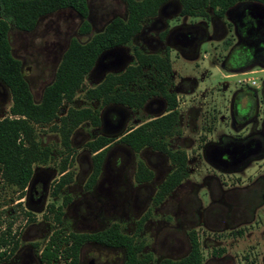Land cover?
<instances>
[{"label":"rangeland","instance_id":"obj_1","mask_svg":"<svg viewBox=\"0 0 264 264\" xmlns=\"http://www.w3.org/2000/svg\"><path fill=\"white\" fill-rule=\"evenodd\" d=\"M88 2L95 31L101 29L111 18L123 17L126 14L123 0ZM179 23L204 26L201 20L192 18H175L171 25ZM80 25L81 19L70 10L58 12L42 20L30 33H22L10 24L11 50L16 59L24 62V76L35 101L40 100L43 88L53 80L68 41L72 37H77L80 41L87 39L86 36L78 35ZM205 29L206 35L200 41L195 56L183 58L176 52L171 54L173 82L177 85L183 78L194 81L178 94L181 113L179 130L182 136L180 139L172 140L173 146H178L187 153L188 179L162 209L153 213L141 237L146 241L145 251L152 253L155 259L170 257L177 260L185 256L189 250L187 233L194 230L200 242L203 264H264V153L250 155V159L240 160L230 166L222 163L221 169L218 166L213 167L212 162L208 161L210 152L208 145H216L222 138L223 141L228 139L226 137L240 142L251 129H260L259 124L245 122L239 117L237 124L233 126L231 114L232 110L236 114L238 110L245 111L247 105H250L247 117L253 115L254 106L249 95L248 88L251 87L248 83L255 80L257 87L253 89L259 92L257 89L264 82V68L249 69L251 71L247 72L252 73L246 75L233 73L237 72L248 55L236 50L231 61L226 62L231 46H226L225 43L229 41V45L235 44L232 34L229 32L226 35L219 32L212 34L211 26H206ZM29 67L30 72L26 74ZM238 81L243 82L238 84ZM94 82L90 79L85 80L71 105L72 108L98 109V104L92 105L83 98L84 92L93 86ZM11 105L9 91L0 83V119L9 116ZM67 108V104L63 105L59 114L66 113ZM240 114L244 116L246 113ZM132 119L128 125L132 123ZM36 130L44 144L57 149L49 165L50 168H55L59 162L57 148L59 139L57 135L48 132L53 131L49 125L37 126ZM77 131L79 132L74 145L81 147L85 141L84 136L90 140L91 131L96 130L85 124ZM205 146L207 148H204ZM234 146L231 148L233 156L235 157V152L239 153L238 157L241 159L242 145L238 148ZM80 154L81 151L76 152L72 163L76 174L83 170L79 164L83 165L84 162L78 161ZM211 154L215 155V151H211ZM145 157L152 161L151 155L146 154ZM85 158L89 160L90 156L86 153ZM51 186L46 189L48 197L45 203L38 202L34 204L35 206L44 209V204L46 207L52 203L49 194ZM0 187V229L8 221L14 222L13 229L21 241L22 252L31 250L29 246L31 243L44 244L53 231V221L44 220L43 214L36 213V222L29 224L23 214L25 209L23 202H16L19 198L17 192L11 188ZM80 189V186L73 185L69 191L73 200L78 201L64 221L66 232L89 230L88 227L81 226V219L77 217L80 210L86 211L85 204L79 200ZM55 201L60 205L62 200L58 198ZM139 217H132L126 208V214H121V219L114 217L109 223L118 222L123 228H128L129 233H133L134 222ZM74 222L76 223L72 226ZM96 252L94 248L85 247L83 259L85 256L93 257ZM31 254L36 255L34 251ZM112 256L121 257L119 254H110L109 258Z\"/></svg>","mask_w":264,"mask_h":264},{"label":"flooded vegetation","instance_id":"obj_2","mask_svg":"<svg viewBox=\"0 0 264 264\" xmlns=\"http://www.w3.org/2000/svg\"><path fill=\"white\" fill-rule=\"evenodd\" d=\"M88 1L89 0H86L87 15L85 17L80 16L71 8H66L40 17L34 28L30 31H22L15 28L13 24L11 25L22 33H30L37 28L38 24L42 20H45L58 12L70 10L76 13V15L81 19L78 35L80 37L86 36L87 39L85 41H80L77 37H72L68 41L56 67V73L62 56L72 40H76L82 44L89 42L94 35L103 32L112 20L127 19V5L123 0L126 10L125 16L113 17L106 22L101 29L95 31V24L91 22ZM181 11L182 7L179 0H167L158 8L154 17L146 18L141 22L139 32L130 40L129 44L105 49L98 55L92 69L84 78L78 92L82 89L86 79L95 81L94 85L84 92L83 98L92 105L98 104V109L91 107L80 109H91L92 111H96L98 113L100 124L98 127L91 126L89 122L80 124L69 137L70 151H67L63 146L61 137L57 131H48L49 133L57 135L59 139L57 143V148H59V162L55 168H50L49 165L52 163L57 149H53V147L49 144H44L40 140L39 133L37 131V140L40 146L48 147L52 151V156L48 162L45 164H35L32 167L31 177L23 190L8 186L0 178V186L14 189L17 192V196H19V198L16 202H23L25 206L23 214L27 218L26 221L29 224L36 222V213L43 214L44 220L51 219L54 223L52 229L53 231L44 244L31 243L29 245L31 250L29 249L27 252H22L21 241L17 232L13 229L14 222L8 221L4 227H1L0 229V235L8 233L10 238H12L10 239L7 248L0 249V252H6L9 256V258L2 264H45L41 260L42 252L50 238L56 232H61L65 236L70 234L93 235L107 231L112 225H117L123 235L133 238L136 243L142 244L143 255L151 256V261L148 264H160L165 259L174 260L170 257L155 259L152 253H147L145 251L146 241L141 237V234L145 229V225L149 222L153 213L162 209L168 200L173 196L175 191L188 179L187 172V178L176 189L170 192L159 204L154 203L159 187L169 175L174 173L176 169V165L171 160L170 154L175 152H184L186 155V170L188 168V156L186 151L178 146H173L172 140L180 139L182 136V132L179 130V125L181 124V113L179 111L178 94L185 88L187 89V87L192 85L194 81L190 78H183L177 85L173 82L174 72L171 54L172 52H176L183 58L195 56L197 54L200 41L203 36L206 35V26H211L212 34L219 32V34L226 35V33L229 32L235 39V44L229 45L231 46V49H229L226 62L229 60L231 61L236 50H241L248 56L246 57L247 60L243 62L237 70H252L255 67L264 68V6L262 4L255 1L237 2L225 11L222 18L215 15L211 10H209V18L182 16ZM175 18L198 19L203 22L202 24H204V26L200 24L189 25L184 23L171 25V22ZM85 22L89 26V31L88 33L82 34L80 33V29ZM136 52L143 56H155L161 59L168 58L170 66L169 71L166 72L163 65L160 64H140L136 57ZM11 55L14 59H16L12 50ZM16 60L20 63L23 78L32 94L30 85L24 76V62H20L18 59ZM226 62L223 63V66L226 65ZM131 68H135L136 71L135 82H128L124 88L117 86L115 88V92L121 91L137 95L138 100L142 101L139 108L132 109L126 105L113 102L103 104L102 100H89L85 97L88 91L94 90L100 86L109 75L120 76ZM29 72L30 67L26 69L25 73L28 74ZM53 80L43 88L39 101H35L32 94L34 102L39 103L41 101L44 89L50 85ZM161 85L163 88H160ZM254 89L248 88L249 95L254 106L253 115L251 117H247L251 108L250 105H247V109L245 111L238 110L237 114L234 110H232L231 123L235 126L237 124V120L240 118L245 122L259 124L260 129H251V131L244 135V137L240 140L241 143L239 141L229 139L230 137H226L228 139H225V141H223L224 139L222 138L218 144L208 145V148H210L208 161L212 162L211 165L213 167L218 166V168L220 167L221 169L222 163H226V166H230L232 164H237L240 160L246 158L247 160L250 159V155L260 152L264 153V82L257 89L259 92ZM78 92L76 93V96ZM164 94L167 96H174L176 108L173 111H168V102L164 97ZM72 104H67L68 108L66 113L58 114V117L63 118L66 116L68 110L72 108ZM72 109L80 110L75 108ZM174 111L178 113L177 125L174 128L172 135L165 139L167 152L149 147L142 148L136 152L120 142L124 136L133 130L151 121L161 119ZM242 112H245L246 114L243 116L240 114ZM131 119L133 121L130 125H128ZM85 124H88L96 131H91L90 135L92 138L90 140H87L86 136H84L85 138H82L85 140L83 145L81 147H77L74 145L75 137L79 132L77 130ZM99 137L112 139V141L102 150L97 152L99 153L104 150V157L95 183L91 187H88L89 179L91 178L94 170L93 157L97 153H91L87 144ZM239 145H242V151L240 154L241 159L238 157L239 153L236 154L235 152L234 157L232 151L233 146L238 148L240 147ZM204 148H207V146ZM213 150L215 151V155L211 154V151ZM78 151H81L78 161L80 160V163H82V161L84 163L83 165L79 164L83 170L76 174L73 171L72 163L74 162V156ZM86 153L90 156L89 160L86 158L84 159V154ZM146 154L151 155V162L145 157ZM222 156L225 157L222 158ZM140 166L146 171V177H149V179H137V173ZM63 167L65 170L61 172ZM63 178L65 180H69V182L61 187L55 194V189L61 183ZM50 185L52 186L49 194L53 201L46 207L44 204V209H40L39 206H35L34 204L42 201L45 203L46 198L48 197L46 189L50 187ZM73 185L80 186L81 188V197L79 200H82L81 203L85 204L86 211L81 212L80 210V214L77 215L76 213V215L81 219V226L84 225L85 227H88L89 230L86 231L72 230L66 232L64 228V221L67 215H69V212L75 207L76 202L78 201L73 200L72 195L69 193ZM58 198L62 200L60 205L55 203V200ZM126 208L129 209L132 217L135 218L140 216L134 222L135 229L133 233H129V229L123 228L118 222L109 223L111 218L115 217V219H121V214H126ZM58 214L60 216L57 220ZM75 223L76 222H74L72 226H74ZM93 226L97 227L94 228ZM14 243L17 244V247L14 252L11 253ZM88 246L94 248L97 252L93 257L85 256L83 259V250ZM33 251L36 254L35 256H32L31 254ZM189 252L190 242L189 250L186 255L177 260L186 257ZM110 254H119L121 257L112 256L110 259ZM125 260L126 254L123 248L108 247L95 242H86L78 251L77 264H125ZM51 264H63V261L59 258L58 262H52Z\"/></svg>","mask_w":264,"mask_h":264},{"label":"trees","instance_id":"obj_3","mask_svg":"<svg viewBox=\"0 0 264 264\" xmlns=\"http://www.w3.org/2000/svg\"><path fill=\"white\" fill-rule=\"evenodd\" d=\"M127 5V19H114L106 26L103 32L96 34L86 43L72 40L62 56L55 73L53 82L48 85L42 94L39 103L34 102L30 89L25 82L20 63L11 55L8 41L10 24L22 31H30L37 20L47 14L60 9L71 8L80 16L87 15L86 0H0V83L11 95L12 105L9 116L0 119V178L8 186L23 190L27 185L32 167L35 164H45L52 156L48 147H41L37 140V126L49 125L50 129L57 131L63 146L70 151L69 137L82 123L89 122L91 126L98 127L100 120L98 113L91 109L74 110L70 108L63 118L58 117L59 109L63 104H72L76 93L80 89L84 78L92 69L96 58L105 49L129 44L130 40L139 32L141 22L146 18L154 17L158 8L167 0H124ZM182 16L193 18H209V10L222 18L225 11L237 2L255 1L264 6V0H179ZM89 26L83 23L80 33H88ZM229 46V41L225 43ZM138 62L144 64L163 65L169 71L168 58L143 56L136 52ZM135 68L129 69L120 76L109 75L104 82L94 90L86 93L89 100H102L103 104L110 102L126 105L132 109L139 108L142 101L137 95L128 92H115V88H124L128 82H135ZM160 88H163L161 85ZM113 92V95H112ZM168 102V111L176 108L174 96L164 94ZM178 113L171 112L161 119L151 121L124 136L120 142L130 149L138 152L149 147L167 152L165 139L172 135L177 125ZM58 120V121H57ZM55 122H59L55 124ZM112 139L99 137L87 144L91 153H97L106 147ZM104 157V150L93 157L94 170L88 182L91 187L99 174ZM176 165L173 174L161 184L155 199L159 204L170 192L176 189L186 178V155L184 152L170 154ZM64 167L61 169L63 172ZM138 180H147L143 167L137 173ZM69 180L62 179L56 187L55 194ZM59 214L57 220L59 218ZM190 242L189 254L180 260L165 259L160 264H202L203 255L195 231L188 232ZM8 233L0 235V249L7 248L10 242ZM86 242H95L108 247L123 248L126 254L125 264H148L150 255H143V246L136 243L133 238L123 235L117 225H112L107 231L98 234H70L65 236L56 232L44 248L41 260L45 264L58 262L63 264H77L78 251ZM11 253L17 247L14 243ZM9 256L0 252V264ZM70 261V262H68Z\"/></svg>","mask_w":264,"mask_h":264},{"label":"built area","instance_id":"obj_4","mask_svg":"<svg viewBox=\"0 0 264 264\" xmlns=\"http://www.w3.org/2000/svg\"><path fill=\"white\" fill-rule=\"evenodd\" d=\"M248 73H252V72H246V73H242L243 75H246V74H248ZM241 82H243V81H238V84H240ZM248 85H249V87H251V88H256L257 87V84H256V81L254 80V81H250L249 83H248Z\"/></svg>","mask_w":264,"mask_h":264},{"label":"water","instance_id":"obj_5","mask_svg":"<svg viewBox=\"0 0 264 264\" xmlns=\"http://www.w3.org/2000/svg\"><path fill=\"white\" fill-rule=\"evenodd\" d=\"M244 71H250L249 69H240V71L237 72H244Z\"/></svg>","mask_w":264,"mask_h":264},{"label":"crops","instance_id":"obj_6","mask_svg":"<svg viewBox=\"0 0 264 264\" xmlns=\"http://www.w3.org/2000/svg\"><path fill=\"white\" fill-rule=\"evenodd\" d=\"M237 71H240V70H237ZM247 71H244V72H233V73H246Z\"/></svg>","mask_w":264,"mask_h":264}]
</instances>
